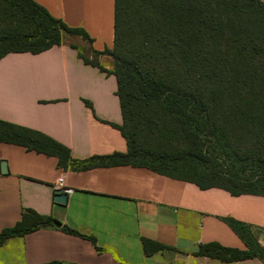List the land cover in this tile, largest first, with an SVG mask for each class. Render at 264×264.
Wrapping results in <instances>:
<instances>
[{"label": "trees", "instance_id": "1", "mask_svg": "<svg viewBox=\"0 0 264 264\" xmlns=\"http://www.w3.org/2000/svg\"><path fill=\"white\" fill-rule=\"evenodd\" d=\"M77 34L94 54L113 58L122 123H111L126 152L76 160L45 134L0 119V142L23 145L58 158L74 171L128 164L149 168L202 189L264 195V2L261 0H114L111 49L94 50L82 29L70 27L33 0H0V58L9 52L39 53ZM90 105V103H88ZM246 248L199 244L197 256L221 262L257 258L264 247L255 227L225 218ZM23 212L0 232V243L51 224ZM67 233L95 239L62 225ZM144 253L168 249L143 239ZM97 249H99L96 246Z\"/></svg>", "mask_w": 264, "mask_h": 264}, {"label": "crops", "instance_id": "2", "mask_svg": "<svg viewBox=\"0 0 264 264\" xmlns=\"http://www.w3.org/2000/svg\"><path fill=\"white\" fill-rule=\"evenodd\" d=\"M33 1L82 28L94 50L113 47L114 0ZM116 90L115 76L85 64L69 43L0 58V119L45 134L76 160L126 152L124 137L111 125L122 123ZM58 176L73 190L65 203L54 198ZM23 212L52 223L1 242L0 264H264L194 254L210 242L245 249L225 218L264 229V195L202 189L128 164L74 171L60 167L55 155L0 142V232ZM62 225L94 237L95 245ZM143 239L168 249L147 255Z\"/></svg>", "mask_w": 264, "mask_h": 264}, {"label": "rangeland", "instance_id": "3", "mask_svg": "<svg viewBox=\"0 0 264 264\" xmlns=\"http://www.w3.org/2000/svg\"><path fill=\"white\" fill-rule=\"evenodd\" d=\"M62 40L65 43H71L77 47L79 52L88 59L96 62L99 66L109 71L113 68V58L104 54H94L90 50V43L80 35L72 34L68 32H62ZM258 240L261 246L264 247V232H257Z\"/></svg>", "mask_w": 264, "mask_h": 264}, {"label": "water", "instance_id": "4", "mask_svg": "<svg viewBox=\"0 0 264 264\" xmlns=\"http://www.w3.org/2000/svg\"><path fill=\"white\" fill-rule=\"evenodd\" d=\"M68 194L64 192L62 189H56L55 190V200L59 203H65L67 200ZM54 225L59 226V223L57 221L53 222Z\"/></svg>", "mask_w": 264, "mask_h": 264}, {"label": "built area", "instance_id": "5", "mask_svg": "<svg viewBox=\"0 0 264 264\" xmlns=\"http://www.w3.org/2000/svg\"><path fill=\"white\" fill-rule=\"evenodd\" d=\"M54 188L55 189H62L64 192L71 193L73 190L72 188L66 187L64 185V179L62 176H58L55 183H54Z\"/></svg>", "mask_w": 264, "mask_h": 264}]
</instances>
